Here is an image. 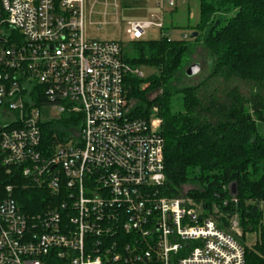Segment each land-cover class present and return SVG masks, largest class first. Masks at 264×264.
<instances>
[{"label": "built area", "instance_id": "2783aa9c", "mask_svg": "<svg viewBox=\"0 0 264 264\" xmlns=\"http://www.w3.org/2000/svg\"><path fill=\"white\" fill-rule=\"evenodd\" d=\"M179 1L128 22L129 42L162 33ZM98 3L0 0V264H246L237 220L224 231L163 194L161 129L128 105V77L143 72L119 43L85 36ZM70 114L79 138L44 149L42 124ZM31 188L52 193L44 208L20 202Z\"/></svg>", "mask_w": 264, "mask_h": 264}, {"label": "trees", "instance_id": "16d2710c", "mask_svg": "<svg viewBox=\"0 0 264 264\" xmlns=\"http://www.w3.org/2000/svg\"><path fill=\"white\" fill-rule=\"evenodd\" d=\"M198 2L196 38L132 41L129 52L119 43L132 68L155 71L145 78L128 77V98L134 102L131 115L149 120L153 107L159 109L167 182L163 194L182 197V189L188 187L186 197L202 205L204 217L210 218L207 209L214 205L226 214H237L246 264H264L260 206L264 202V136L259 131L264 124V0ZM198 43L212 57L211 73L196 86L175 89L177 75ZM156 91L161 95L150 100L148 95ZM81 123L80 114L43 123V148L79 138ZM51 194L31 188L20 193L19 199L26 209L37 210L44 208L43 199ZM215 222L227 230L225 220ZM249 233L258 234V240L246 247Z\"/></svg>", "mask_w": 264, "mask_h": 264}, {"label": "rangeland", "instance_id": "374dc122", "mask_svg": "<svg viewBox=\"0 0 264 264\" xmlns=\"http://www.w3.org/2000/svg\"><path fill=\"white\" fill-rule=\"evenodd\" d=\"M114 1L115 0H99V3L96 6V14H99H97L98 16H94L92 20H87L85 36L89 40L114 41L121 43L128 51L131 43L129 42L128 36L126 35L127 23L150 21L152 16L158 18L160 15V8L158 6L160 0H117V4L119 6L118 14H115V8L112 7ZM199 18L200 7L198 0L179 1L177 5V12L175 14H170V12H168V14H166L164 17L165 24L170 29H166L161 33L160 30L153 26L146 32L144 40L159 41L162 36H169L172 39H179L184 34L190 37L194 32L193 29L198 23ZM193 64L200 65L201 70L197 75L189 77L186 75V70ZM134 69L141 70L144 75L143 78L148 77L155 72L152 69ZM211 69L212 57L209 51L202 43L193 45L191 53L187 58V62L183 66V70L177 75L174 88L181 90L186 87L198 85L210 75ZM159 95H161V92L156 91L149 94L148 98L153 100ZM132 102V100H129L128 102L130 112L133 105ZM151 120L158 122L160 129L162 128L163 119L159 115L158 107H153ZM259 131L261 135L264 136V124L259 126ZM188 190V187L182 189V197H186ZM260 206L263 214L262 221L264 223V202H262ZM210 208L207 209L210 218L217 222H224L225 220L228 227L232 221L237 220L239 223V236L242 238V225L240 224V219L237 214L230 215L221 212L217 205H214ZM257 240L258 234L249 233L245 235L244 245L246 247L254 246L257 243Z\"/></svg>", "mask_w": 264, "mask_h": 264}, {"label": "water", "instance_id": "95a60500", "mask_svg": "<svg viewBox=\"0 0 264 264\" xmlns=\"http://www.w3.org/2000/svg\"><path fill=\"white\" fill-rule=\"evenodd\" d=\"M198 36V33L196 32H193L190 36L191 39H194ZM201 70V67L200 65L198 64H193L191 66H189L186 70V75L189 76V77H192V76H195L197 75ZM236 196V189L235 187H233V190H232V197H235Z\"/></svg>", "mask_w": 264, "mask_h": 264}, {"label": "crops", "instance_id": "0c3cea01", "mask_svg": "<svg viewBox=\"0 0 264 264\" xmlns=\"http://www.w3.org/2000/svg\"><path fill=\"white\" fill-rule=\"evenodd\" d=\"M97 14H99V13H97ZM97 14L94 12V14H92L91 16L88 15V16H89L88 20H92V18H93L94 16H98Z\"/></svg>", "mask_w": 264, "mask_h": 264}]
</instances>
